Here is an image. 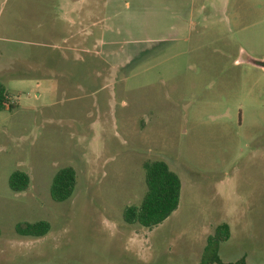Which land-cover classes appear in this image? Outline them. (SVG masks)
<instances>
[{
    "label": "rangeland",
    "instance_id": "obj_1",
    "mask_svg": "<svg viewBox=\"0 0 264 264\" xmlns=\"http://www.w3.org/2000/svg\"><path fill=\"white\" fill-rule=\"evenodd\" d=\"M0 83V264H200L223 224V263L264 264V0H0ZM158 160L180 205L128 225Z\"/></svg>",
    "mask_w": 264,
    "mask_h": 264
},
{
    "label": "trees",
    "instance_id": "obj_2",
    "mask_svg": "<svg viewBox=\"0 0 264 264\" xmlns=\"http://www.w3.org/2000/svg\"><path fill=\"white\" fill-rule=\"evenodd\" d=\"M12 109L6 87L0 83V111ZM146 192L138 205L126 207L123 219L128 225H140L153 229L166 221L179 207L182 182L168 164L163 161H146L144 163ZM30 176L21 171L14 172L9 179L10 189L23 192L30 187ZM77 184V172L72 167H65L56 172L53 177L50 195L55 202H64L74 193ZM46 221L37 223H21L16 226V232L23 237L41 238L50 231ZM230 229L227 224L220 225L213 236L208 237L205 249L206 258L200 264H226L216 254L220 243L228 241ZM232 264V263H229ZM234 264H246L241 260Z\"/></svg>",
    "mask_w": 264,
    "mask_h": 264
}]
</instances>
